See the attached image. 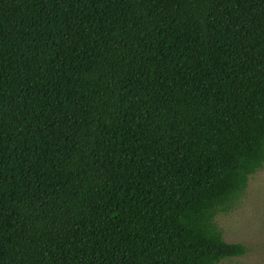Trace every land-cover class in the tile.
I'll list each match as a JSON object with an SVG mask.
<instances>
[{"label":"trees","instance_id":"1","mask_svg":"<svg viewBox=\"0 0 264 264\" xmlns=\"http://www.w3.org/2000/svg\"><path fill=\"white\" fill-rule=\"evenodd\" d=\"M264 168V0H0V264H224Z\"/></svg>","mask_w":264,"mask_h":264},{"label":"rangeland","instance_id":"2","mask_svg":"<svg viewBox=\"0 0 264 264\" xmlns=\"http://www.w3.org/2000/svg\"><path fill=\"white\" fill-rule=\"evenodd\" d=\"M226 242L242 244L248 251L224 264H264V168L250 177L248 187L229 213L216 218Z\"/></svg>","mask_w":264,"mask_h":264}]
</instances>
